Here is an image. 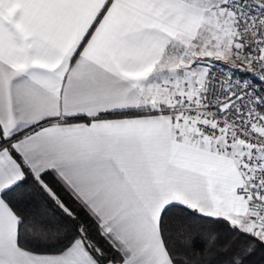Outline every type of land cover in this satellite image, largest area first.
<instances>
[{
	"label": "snow or ice",
	"instance_id": "6c2138e0",
	"mask_svg": "<svg viewBox=\"0 0 264 264\" xmlns=\"http://www.w3.org/2000/svg\"><path fill=\"white\" fill-rule=\"evenodd\" d=\"M258 251L264 0H0V264Z\"/></svg>",
	"mask_w": 264,
	"mask_h": 264
},
{
	"label": "trees",
	"instance_id": "16d2710c",
	"mask_svg": "<svg viewBox=\"0 0 264 264\" xmlns=\"http://www.w3.org/2000/svg\"><path fill=\"white\" fill-rule=\"evenodd\" d=\"M249 264H264V251H258L250 258Z\"/></svg>",
	"mask_w": 264,
	"mask_h": 264
}]
</instances>
